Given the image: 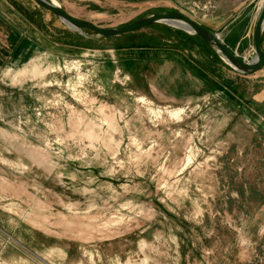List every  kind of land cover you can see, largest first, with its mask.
I'll return each mask as SVG.
<instances>
[{
    "label": "rangeland",
    "instance_id": "obj_1",
    "mask_svg": "<svg viewBox=\"0 0 264 264\" xmlns=\"http://www.w3.org/2000/svg\"><path fill=\"white\" fill-rule=\"evenodd\" d=\"M52 1L104 28L182 12L245 60L263 2ZM156 50L194 92L139 75ZM228 68L170 24L93 39L0 0V264H264V69Z\"/></svg>",
    "mask_w": 264,
    "mask_h": 264
},
{
    "label": "water",
    "instance_id": "obj_2",
    "mask_svg": "<svg viewBox=\"0 0 264 264\" xmlns=\"http://www.w3.org/2000/svg\"><path fill=\"white\" fill-rule=\"evenodd\" d=\"M38 7L52 13L59 21L64 23L72 31L82 33L93 39L118 36L124 33L137 31L147 25L154 23H165L179 27L187 32L199 36L206 45L234 71L251 74L259 71L264 64V50L262 48V36L264 33V0L254 24L252 42L254 55L251 59L240 58L234 51L230 50L219 38V35L206 29L202 24L185 15L182 12H148L131 22L116 27H99L94 23L75 18L69 15L61 6L51 0H32ZM182 23L183 26L176 24ZM91 31L92 34L86 33Z\"/></svg>",
    "mask_w": 264,
    "mask_h": 264
},
{
    "label": "crops",
    "instance_id": "obj_3",
    "mask_svg": "<svg viewBox=\"0 0 264 264\" xmlns=\"http://www.w3.org/2000/svg\"><path fill=\"white\" fill-rule=\"evenodd\" d=\"M248 24H249V22H245L244 27H243L244 29H242L244 31H240L241 36L248 32V29H247ZM150 25H153L156 27H162L163 25H165V23H154V24H150ZM147 26H149V25H147ZM204 27L206 29L210 30L211 32H213L212 29H210V27L208 25H206ZM188 33H190V32H188ZM263 36H264V34H263ZM196 37L200 38L197 35H196ZM223 43L230 50H233V48H235V43L231 42V39H230V41H226V43L225 42H223ZM263 47H264V41H263ZM188 48L191 49L192 45H190V47L188 46ZM156 51H160V50H156ZM210 51L215 55L216 58H218L220 61L224 62L211 49H210ZM168 52H170V51H168ZM229 68H228L229 72L233 70L232 68H230V69ZM263 69H264V64H263L262 68L256 72L259 73L261 70L263 71ZM136 71L139 73V75H143L145 78H147L148 80H152L153 82H154L156 76L160 75L164 78L166 77L165 83L163 82L164 78L161 79L162 83L159 85V88L161 90H164L165 94L167 96H170V97H177L180 93L194 92L192 90H194V89L196 90L198 87L197 80H195L192 77V75H191L192 73L188 70V67L184 64V62L182 60H179V62H176V60H174L170 56H165V53L163 51H160L159 54L154 56L152 59L146 60L142 64H139L136 67ZM256 72H254V73H256ZM246 75H253V73L246 74ZM261 75H262V73H261Z\"/></svg>",
    "mask_w": 264,
    "mask_h": 264
},
{
    "label": "trees",
    "instance_id": "obj_4",
    "mask_svg": "<svg viewBox=\"0 0 264 264\" xmlns=\"http://www.w3.org/2000/svg\"><path fill=\"white\" fill-rule=\"evenodd\" d=\"M86 33H92L91 31L85 30ZM264 34V33H263ZM262 40H263V36H262Z\"/></svg>",
    "mask_w": 264,
    "mask_h": 264
},
{
    "label": "bare ground",
    "instance_id": "obj_5",
    "mask_svg": "<svg viewBox=\"0 0 264 264\" xmlns=\"http://www.w3.org/2000/svg\"><path fill=\"white\" fill-rule=\"evenodd\" d=\"M52 1V0H51ZM52 2H54V1H52ZM55 3V2H54ZM55 4H57V3H55ZM176 24H179V25H181V26H183V24L182 23H176Z\"/></svg>",
    "mask_w": 264,
    "mask_h": 264
}]
</instances>
